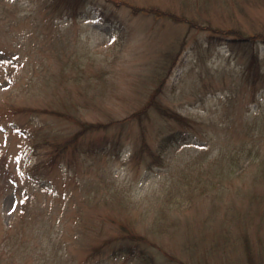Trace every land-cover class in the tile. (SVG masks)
<instances>
[{"label": "rangeland", "instance_id": "374dc122", "mask_svg": "<svg viewBox=\"0 0 264 264\" xmlns=\"http://www.w3.org/2000/svg\"><path fill=\"white\" fill-rule=\"evenodd\" d=\"M254 119L264 121V0H0L5 227L49 205L55 231L61 221L93 243L127 227L166 234L157 242L178 252L169 242L172 217L182 220L176 231L189 228L203 239L238 234V220L222 221L224 212L235 202L246 207L252 194L260 197L252 207H264V182L251 180L260 154L247 150L221 180L203 176L205 191L175 193L163 228L151 223L183 166L216 168V157L251 144ZM246 226L256 235V224ZM4 243L0 236V255ZM74 253L79 260L86 251ZM93 258L144 264L109 252Z\"/></svg>", "mask_w": 264, "mask_h": 264}, {"label": "trees", "instance_id": "16d2710c", "mask_svg": "<svg viewBox=\"0 0 264 264\" xmlns=\"http://www.w3.org/2000/svg\"><path fill=\"white\" fill-rule=\"evenodd\" d=\"M252 39L251 35L247 40ZM250 60L251 62L257 61L256 57ZM250 66L251 63L245 67V72L250 70ZM155 110L162 116L175 119L176 113L166 107L156 106ZM140 111H142V116L148 112L146 108ZM249 126L255 129L251 135L253 138L251 144L242 142L245 145H241L238 149L236 147V153L227 159L226 156L216 157L214 160L216 168L211 165L193 168L192 163L188 162L183 166L177 180L173 179L168 186L169 195L165 193L164 197L162 194L161 198L157 200L156 214H154L151 223L153 228L160 229L166 224L164 217L167 218V207L172 198L182 197L180 193L183 192L186 197L192 198L200 189V192L205 191L204 187L206 186L200 184L202 177L209 175L212 181L221 180L230 168L234 170L241 166L243 162H241V155L245 150L251 157L260 154L251 180L253 183L264 182V121L254 119V124ZM245 133H248V130ZM172 136L171 133L163 135L162 142L167 144L172 140ZM238 153L242 154L238 155ZM249 190L251 191V189ZM259 199V195L252 194L248 198L246 207L235 202L227 209L229 212H224L229 215L221 217L222 221L238 220L242 227L240 228L242 231L237 232L238 234H232L234 232H231L230 229L227 232L214 235L213 238L203 239L206 238L203 234L192 231L189 233V228L185 226V231H176L178 227L182 228V220L179 217H172L174 224L171 226L174 231L170 235L169 242L178 245L180 250L178 252L173 249L169 250L166 248L167 246H162L157 242V238L167 237L163 233L160 237L155 235L156 238L127 231L126 227L123 235L115 238L106 237L93 243L89 239L86 241L84 233L68 232V229L73 230L75 226L70 228L64 226L63 228L61 221L58 223V231H55L54 208L49 205L43 206L38 213L32 211L25 213L18 223L12 220L5 227L0 222V236L5 240L3 248H6L5 252L0 255V264H86L89 261L90 264H93V257L107 252L116 259H120L122 256L132 259L138 257L144 264H264V232H259L264 221V207L260 205L257 208L252 207L256 203H260ZM167 200L168 202H166ZM62 207H66L65 202L60 203L57 208L62 210ZM248 222L257 225L254 229L256 235L250 236L243 231ZM150 246L155 249V255L150 252ZM77 248L86 251L84 258L76 259L74 250ZM159 251H162L165 258Z\"/></svg>", "mask_w": 264, "mask_h": 264}]
</instances>
